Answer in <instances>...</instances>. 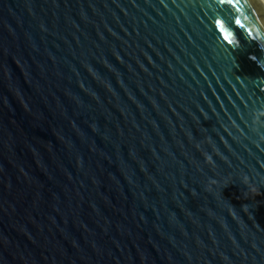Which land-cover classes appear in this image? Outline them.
<instances>
[{"label": "water", "instance_id": "95a60500", "mask_svg": "<svg viewBox=\"0 0 264 264\" xmlns=\"http://www.w3.org/2000/svg\"><path fill=\"white\" fill-rule=\"evenodd\" d=\"M262 109L264 0H0V264H264Z\"/></svg>", "mask_w": 264, "mask_h": 264}, {"label": "clouds", "instance_id": "9594fccd", "mask_svg": "<svg viewBox=\"0 0 264 264\" xmlns=\"http://www.w3.org/2000/svg\"><path fill=\"white\" fill-rule=\"evenodd\" d=\"M262 116H264V109L253 112V114H252L253 124H260L261 123L260 117H262ZM261 126H264V125H261ZM245 183H247L246 180H245Z\"/></svg>", "mask_w": 264, "mask_h": 264}]
</instances>
